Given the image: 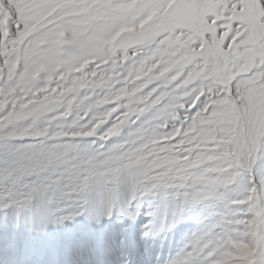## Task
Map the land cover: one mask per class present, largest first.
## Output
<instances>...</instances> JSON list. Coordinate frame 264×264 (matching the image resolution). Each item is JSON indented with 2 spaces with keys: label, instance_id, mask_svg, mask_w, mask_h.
I'll return each instance as SVG.
<instances>
[{
  "label": "snow or ice",
  "instance_id": "snow-or-ice-1",
  "mask_svg": "<svg viewBox=\"0 0 264 264\" xmlns=\"http://www.w3.org/2000/svg\"><path fill=\"white\" fill-rule=\"evenodd\" d=\"M264 264V0H0V249L11 264ZM46 247L38 252L37 239Z\"/></svg>",
  "mask_w": 264,
  "mask_h": 264
},
{
  "label": "rangeland",
  "instance_id": "rangeland-1",
  "mask_svg": "<svg viewBox=\"0 0 264 264\" xmlns=\"http://www.w3.org/2000/svg\"><path fill=\"white\" fill-rule=\"evenodd\" d=\"M151 199H152L151 197H146L142 201L141 214L135 222H132L127 217L119 214V212L114 214L113 220L107 219L108 221L112 220V222H115L113 226H114V229L117 230V233L118 232L122 233L123 230L128 225L134 226L136 238L138 242V251H137L138 259L142 257L143 255V254H140V252H143L144 250L143 246L148 244V242H150L151 240L155 241L153 240L155 238L149 239V237L144 236V232L146 231V228L144 226L148 224L149 221L151 220V217L148 215V212L152 210L150 206ZM199 217H200V209H194L192 211L186 212L184 214L183 220L174 229L165 230L164 232H161V234L158 235V237L161 236L158 239L159 240L158 248H156L155 251L151 252L152 256L156 257L161 252V250L163 251L164 255H167L169 252L174 251L176 247L182 243L186 234H189L191 231L195 230L199 226L198 225ZM84 225H85L84 219L79 218L78 221H76L75 223L68 222L67 228L62 226V231L63 232L65 231L64 233L66 235L68 233H77L78 231H81L84 229ZM108 228L109 226L105 229V233H111L110 228L109 229ZM102 232H104V230ZM167 232H170L171 235L167 236L166 234ZM7 248L9 247L7 244V237H5V245L3 249H0V264H5L7 259L11 261V259L14 257L13 252H11V254L8 255V253H10V250L12 251V249L9 248L8 250ZM5 252H8L7 256H2ZM152 258L150 259L152 260ZM151 260H149L148 264H153V261H155V260H152V261Z\"/></svg>",
  "mask_w": 264,
  "mask_h": 264
},
{
  "label": "bare ground",
  "instance_id": "bare-ground-1",
  "mask_svg": "<svg viewBox=\"0 0 264 264\" xmlns=\"http://www.w3.org/2000/svg\"><path fill=\"white\" fill-rule=\"evenodd\" d=\"M111 219L113 220V217ZM112 220L108 221L107 218H106L103 221V226L102 227L101 226H97V225L88 224V222L84 220L85 221V225H84V229L83 230H88V231H92V232H96V233H105V229L109 226L111 233H115V231L117 233V230H115L114 226H113L115 222H112ZM50 228H51V236L54 237V238H61V237L66 235L64 233L65 231L64 232L62 231V225L61 226L52 225V226H50ZM103 230H104V232H102ZM166 234H167V236L171 235L170 232H167ZM5 237H7V233H5ZM159 237H161V236H159ZM159 237L156 236L155 239H153L155 241L151 240L150 242H148V244L143 246L144 250H143V252H140V254H143V255H142V257L139 258V260L141 261V264H145V263L148 264L149 260H151L150 258L153 257L151 252L155 251V249L158 248V243H159L158 239H159ZM149 239H150V237H149ZM34 246H35V248L37 249L38 252L42 251L46 247V245L39 238L37 239V241H36ZM7 249L9 250V248H7ZM11 252H13L14 257L11 259V261H9V259H7L5 264H11V262L13 260L19 259L20 256H21V253H22V249H12V251L10 250V253H8V252H5L4 254L2 253L3 254L2 256H7V253H8V255H10ZM156 257H153L152 260H156Z\"/></svg>",
  "mask_w": 264,
  "mask_h": 264
}]
</instances>
